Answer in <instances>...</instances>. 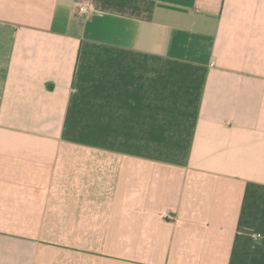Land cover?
<instances>
[{"label":"crops","instance_id":"1","mask_svg":"<svg viewBox=\"0 0 264 264\" xmlns=\"http://www.w3.org/2000/svg\"><path fill=\"white\" fill-rule=\"evenodd\" d=\"M0 264H264V0H0Z\"/></svg>","mask_w":264,"mask_h":264},{"label":"built area","instance_id":"2","mask_svg":"<svg viewBox=\"0 0 264 264\" xmlns=\"http://www.w3.org/2000/svg\"><path fill=\"white\" fill-rule=\"evenodd\" d=\"M78 11L80 13H85L87 11V7L85 5L78 6Z\"/></svg>","mask_w":264,"mask_h":264}]
</instances>
